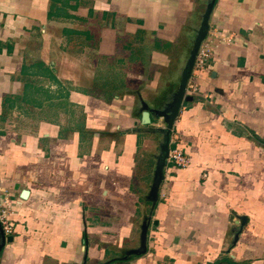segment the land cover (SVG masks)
Here are the masks:
<instances>
[{
	"label": "crops",
	"instance_id": "obj_1",
	"mask_svg": "<svg viewBox=\"0 0 264 264\" xmlns=\"http://www.w3.org/2000/svg\"><path fill=\"white\" fill-rule=\"evenodd\" d=\"M208 2L0 0V264H264V0H215L149 202Z\"/></svg>",
	"mask_w": 264,
	"mask_h": 264
},
{
	"label": "water",
	"instance_id": "obj_2",
	"mask_svg": "<svg viewBox=\"0 0 264 264\" xmlns=\"http://www.w3.org/2000/svg\"><path fill=\"white\" fill-rule=\"evenodd\" d=\"M214 2L215 0H209L206 9L201 17L200 25L198 27V30L196 31V35L189 52V56L181 71L180 79L176 91L171 96V100L167 104L166 108L158 113V115L162 117L164 121V127L161 129H155V131H158L161 134L162 140L158 146L159 151L157 154V158L155 160V166H154L155 168L153 171L152 184L149 191V202L151 203V210L154 209V206L157 202L158 189L161 182L163 181V169L166 165V159L168 157V152H169L170 132L172 130L173 123L177 117L182 102L185 99L186 85L194 68L195 57L197 55L198 49L207 35L208 20L214 6ZM149 115L150 112L148 110L142 112L141 114L142 124H146V125L149 124L150 121ZM27 195H28L27 191H23L20 195V198L25 200L27 198ZM149 219H150V215L148 217V220ZM148 223L149 222H146V224L143 225L141 228V235H140L141 249L136 252H133V255L135 256L142 255L143 253H145L146 233H147ZM11 241H12V237L5 238L0 228V251L6 242L10 243ZM126 259L127 258L125 257L123 260Z\"/></svg>",
	"mask_w": 264,
	"mask_h": 264
},
{
	"label": "built area",
	"instance_id": "obj_3",
	"mask_svg": "<svg viewBox=\"0 0 264 264\" xmlns=\"http://www.w3.org/2000/svg\"><path fill=\"white\" fill-rule=\"evenodd\" d=\"M205 40V39H204ZM211 54V47L208 43L202 42L195 57L194 68L202 69ZM166 163L177 168L184 169L189 165V159L184 156L181 150L174 148L169 150ZM11 211L5 201L0 206V228L4 236H10L13 233L11 220Z\"/></svg>",
	"mask_w": 264,
	"mask_h": 264
},
{
	"label": "rangeland",
	"instance_id": "obj_4",
	"mask_svg": "<svg viewBox=\"0 0 264 264\" xmlns=\"http://www.w3.org/2000/svg\"><path fill=\"white\" fill-rule=\"evenodd\" d=\"M38 113V114H37ZM35 114L36 115H39L40 113L39 112H35ZM41 116V115H40ZM27 120H23L22 121V125H20V128L22 129V130H27V131H29L32 127H30V125H28V124H26L27 122H26ZM164 127V126H163ZM162 127V128H163ZM157 129H161V127H157ZM157 132V134H155V135H153L152 137H149L148 135V140L149 141H155V143H150L149 145H151L150 147H147L146 148V153H149L150 152V149H152L153 147H154V144H156V150H155V155H156V152H158L159 151V148H158V146H159V144L161 143V140H162V137H161V134L158 132V131H156ZM158 138L159 140H157L156 141V139L155 138ZM155 149V148H154ZM178 150H180V149H178ZM183 153V152H182ZM184 154V153H183ZM184 156L185 157H187L188 158V156H186V154H184ZM189 159V158H188ZM146 162H148L149 164H150V162H151V160H149V158L148 159H146Z\"/></svg>",
	"mask_w": 264,
	"mask_h": 264
}]
</instances>
